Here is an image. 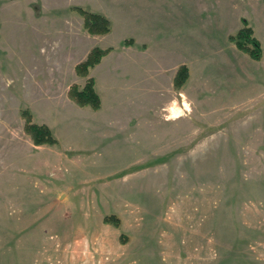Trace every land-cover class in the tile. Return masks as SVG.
Here are the masks:
<instances>
[{"label": "rangeland", "instance_id": "rangeland-1", "mask_svg": "<svg viewBox=\"0 0 264 264\" xmlns=\"http://www.w3.org/2000/svg\"><path fill=\"white\" fill-rule=\"evenodd\" d=\"M240 17L264 51V0H0V264H264V64L223 53ZM88 78L99 111L69 98Z\"/></svg>", "mask_w": 264, "mask_h": 264}, {"label": "trees", "instance_id": "trees-1", "mask_svg": "<svg viewBox=\"0 0 264 264\" xmlns=\"http://www.w3.org/2000/svg\"><path fill=\"white\" fill-rule=\"evenodd\" d=\"M73 11H75L81 18H84V29L87 30L91 36H105L112 31L111 21L109 18H106L98 13L89 12L86 9L79 7L73 8ZM242 22L243 27L241 30L235 36H231L229 40L232 43H235L236 47H238L241 52L243 51L253 60L261 61L263 59L261 43L254 36L249 22H247L245 19H242ZM134 44L135 40L133 39L124 40V45L127 47H132ZM95 56V52L91 53L85 62L75 66L78 76L86 78L90 75L91 70L96 67ZM176 74L177 75L174 79L173 85L179 90L183 88V85L189 79L190 73L188 67L186 65H182ZM95 87V80L93 78H88V81L86 82V85L83 89L74 87L69 91V98L74 104L76 103L81 108L90 107L94 111H99L102 107V102ZM22 118H24L26 121V133L27 135L31 136V139L36 146H53L58 144V141L55 139L51 129H49L48 126H39L33 122V118L29 110L22 112ZM104 222L112 223L116 227H118L120 224L118 219L114 217L106 218Z\"/></svg>", "mask_w": 264, "mask_h": 264}, {"label": "clouds", "instance_id": "clouds-1", "mask_svg": "<svg viewBox=\"0 0 264 264\" xmlns=\"http://www.w3.org/2000/svg\"><path fill=\"white\" fill-rule=\"evenodd\" d=\"M191 104L189 98L184 93H180L178 98H173L162 107L163 115L161 118L165 122H176L182 118H187L191 114Z\"/></svg>", "mask_w": 264, "mask_h": 264}, {"label": "crops", "instance_id": "crops-1", "mask_svg": "<svg viewBox=\"0 0 264 264\" xmlns=\"http://www.w3.org/2000/svg\"><path fill=\"white\" fill-rule=\"evenodd\" d=\"M109 18V17H108ZM242 19H245L244 17H240L239 18V23L240 24H237L236 26H237V30H236V32L234 31L232 34L234 35V33H237L240 29H241V26H243V22H242ZM246 20V19H245ZM247 22H249L248 20H246ZM249 24H250V27H251V23L249 22ZM252 28V27H251ZM252 30H253V34H254V36L260 41V43H261V37H260V35L258 34V33H256V30H255V28L253 27L252 28ZM231 33H229V36L231 37L232 36V34L230 35ZM230 37H229V39H230ZM231 45H232V47H231V51H230V55H228V53H225V52H223L224 53V56L226 57V60H228L229 61V64L231 63V64H233L235 67H236V71L239 73V65H241V62H242V60H243V58H245V59H247V57L242 53V52H240V50L238 49V47H236V45L234 44V43H232L231 42ZM261 46H262V43H261ZM262 50H263V46H262ZM243 57V58H242ZM263 59L261 60V61H259V62H262V64H264V51H263V57H262ZM251 59V58H250ZM252 60V59H251ZM254 61V60H253ZM256 61V60H255ZM91 73V72H90ZM186 94V93H185ZM187 95V94H186ZM239 107V106H238ZM241 107V106H240Z\"/></svg>", "mask_w": 264, "mask_h": 264}]
</instances>
